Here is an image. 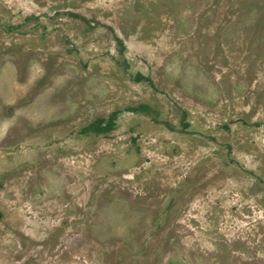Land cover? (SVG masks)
<instances>
[{"label": "rangeland", "instance_id": "1", "mask_svg": "<svg viewBox=\"0 0 264 264\" xmlns=\"http://www.w3.org/2000/svg\"><path fill=\"white\" fill-rule=\"evenodd\" d=\"M0 264H264V0H0Z\"/></svg>", "mask_w": 264, "mask_h": 264}, {"label": "trees", "instance_id": "2", "mask_svg": "<svg viewBox=\"0 0 264 264\" xmlns=\"http://www.w3.org/2000/svg\"><path fill=\"white\" fill-rule=\"evenodd\" d=\"M101 119L102 118H99L97 121H92L90 123L87 124V129H92V130H95V131H103L105 129H108L110 127V124H102L101 123ZM110 122V120L108 121Z\"/></svg>", "mask_w": 264, "mask_h": 264}]
</instances>
